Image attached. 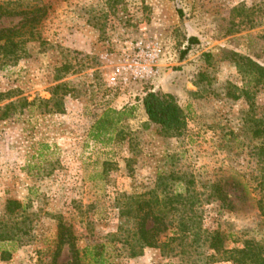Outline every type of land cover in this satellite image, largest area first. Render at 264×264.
<instances>
[{
	"label": "rangeland",
	"instance_id": "374dc122",
	"mask_svg": "<svg viewBox=\"0 0 264 264\" xmlns=\"http://www.w3.org/2000/svg\"><path fill=\"white\" fill-rule=\"evenodd\" d=\"M0 5L17 13L1 17L0 28L25 33V22L39 18L18 58L0 61V221L15 224V238L0 242V264H71L67 240L56 251L60 223L75 249L102 244L104 264H204L211 252L190 247L191 240L189 253L167 257L146 248L129 258L122 243L107 239L116 234L126 197L159 195L165 185L195 200L200 232L222 231L229 248L264 242V213L257 207L264 204V85L237 60L264 67V0ZM136 42L158 47V75L108 87L117 58ZM150 91L172 95L182 109L180 137L159 136L148 123L142 98ZM107 108L133 111L102 145L88 132ZM217 189L233 209L217 200ZM7 200L24 208L3 216Z\"/></svg>",
	"mask_w": 264,
	"mask_h": 264
},
{
	"label": "trees",
	"instance_id": "16d2710c",
	"mask_svg": "<svg viewBox=\"0 0 264 264\" xmlns=\"http://www.w3.org/2000/svg\"><path fill=\"white\" fill-rule=\"evenodd\" d=\"M37 12L31 14L35 16L34 13ZM15 14H17L16 11L0 5V18L12 17ZM38 20V17L28 19L23 25L27 27L25 33L21 31L23 27L18 29L0 28V61L4 60V63L13 62L18 58V52L22 50V45L33 40L34 26L38 23ZM192 42H195V39L189 38L188 43ZM237 60L246 62L251 70H256L259 81L264 85V67L254 63L247 57L238 56ZM64 86V84L56 85L54 89ZM142 106L148 123L158 128L157 133L159 136L180 137L182 135L186 126L185 116L172 95L150 91L142 98ZM132 111V108L122 110L105 109L90 127L89 138L102 145L109 144L113 135L117 134L116 128L122 122V118L130 117ZM258 132L260 130L254 131L253 136L257 137ZM262 133L264 134V128L261 129ZM166 186L161 188L159 194L161 198H159V195L146 194L138 198L128 196L122 201L116 234L110 235L107 239L110 242L118 241L122 243L121 247L129 258L140 256L146 248L157 249L162 256L167 257L189 253L185 251V243L187 240H191L190 247L203 248L211 252L205 257L204 264H210L216 259L232 264H264V242L245 240L241 246L229 248L226 246L229 236H226L222 231L216 229L200 232V228L194 220L195 200L187 194L176 193L171 189L167 191ZM216 191L221 192L220 189ZM216 198L222 204H226V208H234L228 196L223 197L221 195ZM257 207L264 213V204L261 201H258ZM23 208L24 206L20 202L7 200L2 209L3 216H9L16 210ZM13 225H15L13 221H0V242L12 241L15 238ZM65 230L63 224H58L56 251L58 252L59 247L67 240L72 251L71 264L105 263L101 254L102 244L94 245L90 249L86 247L80 251L74 248L73 238L70 232L66 234ZM87 252L90 256L89 261L85 259V253ZM7 256L2 255L1 259L6 260Z\"/></svg>",
	"mask_w": 264,
	"mask_h": 264
},
{
	"label": "built area",
	"instance_id": "2783aa9c",
	"mask_svg": "<svg viewBox=\"0 0 264 264\" xmlns=\"http://www.w3.org/2000/svg\"><path fill=\"white\" fill-rule=\"evenodd\" d=\"M159 55L160 50L154 45L141 42L127 44L107 76V86L121 89L155 77L158 75L156 62Z\"/></svg>",
	"mask_w": 264,
	"mask_h": 264
}]
</instances>
